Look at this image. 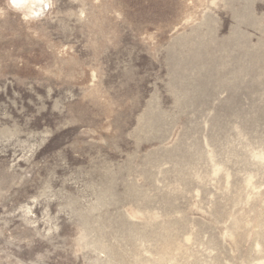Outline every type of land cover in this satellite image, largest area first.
I'll return each instance as SVG.
<instances>
[{"label": "rangeland", "instance_id": "1", "mask_svg": "<svg viewBox=\"0 0 264 264\" xmlns=\"http://www.w3.org/2000/svg\"><path fill=\"white\" fill-rule=\"evenodd\" d=\"M0 264H264V0H0Z\"/></svg>", "mask_w": 264, "mask_h": 264}]
</instances>
